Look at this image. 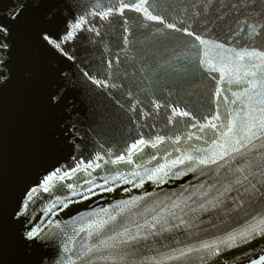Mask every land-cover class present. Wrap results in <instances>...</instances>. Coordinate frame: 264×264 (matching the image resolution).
I'll return each mask as SVG.
<instances>
[{
	"label": "snow or ice",
	"instance_id": "snow-or-ice-1",
	"mask_svg": "<svg viewBox=\"0 0 264 264\" xmlns=\"http://www.w3.org/2000/svg\"><path fill=\"white\" fill-rule=\"evenodd\" d=\"M117 29L101 77L89 46ZM96 89L130 114L123 148L88 149ZM244 261L264 264V0H0V264Z\"/></svg>",
	"mask_w": 264,
	"mask_h": 264
},
{
	"label": "water",
	"instance_id": "water-1",
	"mask_svg": "<svg viewBox=\"0 0 264 264\" xmlns=\"http://www.w3.org/2000/svg\"><path fill=\"white\" fill-rule=\"evenodd\" d=\"M129 16H135V13H128ZM104 31H108L107 27H105ZM122 29H117L115 32L109 33V35L105 36L104 42L102 44H98L95 47L89 46V51L91 52V63L90 67L92 71L95 73L96 69L100 68V75L103 77L104 69L106 68V63H104L107 59H114L116 53L120 48L123 47L122 39H121ZM138 36L139 33H136ZM106 48L110 49V51H106ZM121 57L123 58V54L121 53ZM125 66H122V68ZM128 71L131 72L132 68L128 66ZM125 83H129V81H124ZM88 87L95 88V86L87 85ZM135 91V89H133ZM113 95L117 98L121 99L122 102L126 101L125 96L120 90H113ZM161 99L166 97L167 93H158ZM94 98L96 101V111L98 115L101 116L97 123H92L93 118L90 117L89 120L85 121V124L82 128V133L87 132L86 140L88 141V149L91 151L94 147L95 141L97 139L105 141L106 145H118L123 148L127 143H130L133 138L138 136L135 125L130 119V114L126 113L124 110L117 107L113 100L107 97L100 89H96L94 93ZM180 98L194 100L195 98L186 97L184 91L181 90ZM172 99H176L175 93L173 94ZM152 121L150 120L149 123ZM157 127H160V122H157ZM95 131H92V129ZM143 131L147 132V129H143ZM99 134V135H97ZM87 155V153H85ZM187 178L184 181H178L177 185L180 183H186ZM177 185H167L165 186L166 190L168 188H175ZM140 190L133 189L132 193H123L120 192L119 196L116 198H127L133 194H139ZM113 197L109 195L107 199H99L98 203H93L92 206L98 205H106L108 201H110ZM81 210H85L81 208Z\"/></svg>",
	"mask_w": 264,
	"mask_h": 264
}]
</instances>
